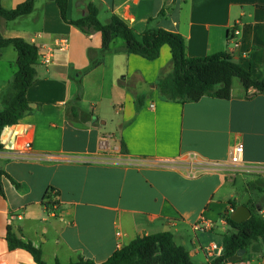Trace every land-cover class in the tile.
Returning a JSON list of instances; mask_svg holds the SVG:
<instances>
[{
	"label": "crops",
	"instance_id": "0c3cea01",
	"mask_svg": "<svg viewBox=\"0 0 264 264\" xmlns=\"http://www.w3.org/2000/svg\"><path fill=\"white\" fill-rule=\"evenodd\" d=\"M22 1L0 3L11 9ZM89 2L103 23L115 14L136 34L158 27L177 32L187 56L225 51L264 81V0H68V18L86 16ZM0 34L39 51L26 91L30 111L8 127L11 134H1L5 145L30 141L31 149L14 157L0 147V264H36L26 249L9 247V228L48 264L79 257L99 263L136 237L162 231L194 263H208L217 256H207L205 247L222 245L230 229L225 211L244 205L264 216V91L246 92L234 77L228 99L164 100L156 81L170 69L169 46L148 60L122 51L119 38L87 70L90 55H99L101 33L63 21L49 0H35L30 13L13 20L0 17ZM48 48L51 61L44 63ZM16 60L11 45L0 48V65L17 71ZM15 72L0 81V110ZM136 96L144 97L138 110ZM237 143L245 165L263 168L203 169L202 163L228 160ZM200 219L210 225L194 230ZM258 244V252L233 264H264V240Z\"/></svg>",
	"mask_w": 264,
	"mask_h": 264
},
{
	"label": "trees",
	"instance_id": "16d2710c",
	"mask_svg": "<svg viewBox=\"0 0 264 264\" xmlns=\"http://www.w3.org/2000/svg\"><path fill=\"white\" fill-rule=\"evenodd\" d=\"M56 3L63 21L88 32L96 30L101 33L102 46L99 55H90L87 70L102 61L104 55L113 51L112 44L116 38L123 41L122 51L134 53L148 60L159 56L160 48L166 44L170 48V69H161L157 76L156 86L164 100L177 102H194L203 96L228 99L231 94L232 78L238 77L246 92L264 91V81L254 79L251 72L236 63L228 52L221 51L207 56L189 57L185 53V40L177 32L164 28H146L136 34L127 23L115 14L110 16L109 23H103L98 17V9L92 2L87 4L86 16L68 18V0H49ZM35 0H24L14 8L7 9L0 3V17L13 20L33 10ZM11 45L17 52V71L12 81V92L4 97V107L0 110V147L2 130L16 124L18 119L30 111L26 98L27 88L36 77L35 65L38 63V47L21 37L5 38L0 34V48ZM116 51V50H115ZM143 96L135 97V108L143 104ZM121 150L126 151L122 140ZM0 192L2 193L1 183ZM47 197H51L48 195ZM52 204V203H51ZM232 204V203H231ZM234 210V208H232ZM231 214L225 211L221 218L231 226L222 240L223 252L212 262L201 264H224L227 258L245 248L246 252L240 261L258 252L259 241L264 240V216L252 209L248 219L241 223L231 220ZM6 239L10 248L21 247L29 251L36 264H48L41 256V250L29 241H23L9 228ZM52 264H197L189 257L181 245L174 242L170 231H162L138 236L128 244L116 249L106 260L95 262L89 258L79 257L68 263L55 261Z\"/></svg>",
	"mask_w": 264,
	"mask_h": 264
},
{
	"label": "built area",
	"instance_id": "2783aa9c",
	"mask_svg": "<svg viewBox=\"0 0 264 264\" xmlns=\"http://www.w3.org/2000/svg\"><path fill=\"white\" fill-rule=\"evenodd\" d=\"M238 34L237 30L233 31V35ZM238 42L234 43V46H237ZM51 49L48 48L46 53L42 55V61L44 63H49L51 61V56L52 54L50 53ZM9 126H6L3 128L4 133L11 134V131L7 130ZM12 134H15V132H12ZM1 144L4 145L8 150L12 151V155L14 157L22 155L24 152H27L31 149V142L30 141H25L22 143L21 147L17 148L14 146L13 143H7L6 145L4 144V141H1ZM203 169L207 170H216V171H229L231 170L232 172L245 168L249 171H259L260 169L263 168V166H254V165H245L244 160H243V145L241 143H237L232 146L230 150V155L228 160L226 161H209L207 163H202L201 164ZM222 222L227 224L225 219L222 218ZM210 224L204 219H200L199 222H196L193 225L194 230L201 229L202 227H208ZM223 252V246L217 244L216 242H210L206 247H205V253L207 256H221ZM224 264H233V262L226 261Z\"/></svg>",
	"mask_w": 264,
	"mask_h": 264
},
{
	"label": "water",
	"instance_id": "95a60500",
	"mask_svg": "<svg viewBox=\"0 0 264 264\" xmlns=\"http://www.w3.org/2000/svg\"><path fill=\"white\" fill-rule=\"evenodd\" d=\"M251 213H252L251 210L247 206L242 205V206L235 208L230 217L232 221L241 223L244 220L248 219ZM229 228H232V227L229 226ZM245 252H246V249L242 248L236 254L227 258V261L229 262L239 261L241 260Z\"/></svg>",
	"mask_w": 264,
	"mask_h": 264
},
{
	"label": "rangeland",
	"instance_id": "374dc122",
	"mask_svg": "<svg viewBox=\"0 0 264 264\" xmlns=\"http://www.w3.org/2000/svg\"><path fill=\"white\" fill-rule=\"evenodd\" d=\"M118 40L121 41L120 39H118ZM15 71H16V65L13 66V67H10V66L7 65V63H2V64L0 65V81L9 80V77H10L11 74H12L13 72H15ZM8 91H9V92H8ZM11 92H12V85H11V86L9 87V89L6 91L5 95H7L8 93H11ZM0 108H1V105H0ZM106 111H107V113L110 112L109 109L106 110ZM106 115H107V114H106ZM107 116L109 117V115H107ZM111 124H112L111 122L108 123V127H107L108 130L110 129ZM225 190H226V185H225V187L222 188L221 192H222V191H225ZM254 191H255V193L257 192L256 189H255ZM221 192L217 193V194L215 195V198H216V197L219 198L220 195H221ZM218 224H219V222H218Z\"/></svg>",
	"mask_w": 264,
	"mask_h": 264
}]
</instances>
